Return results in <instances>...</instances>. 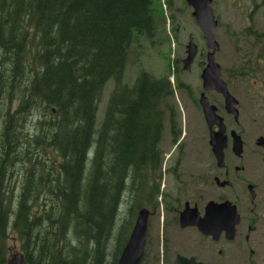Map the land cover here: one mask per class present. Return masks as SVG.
<instances>
[{"label": "trees", "instance_id": "obj_1", "mask_svg": "<svg viewBox=\"0 0 264 264\" xmlns=\"http://www.w3.org/2000/svg\"><path fill=\"white\" fill-rule=\"evenodd\" d=\"M152 7L0 0V264L12 246L26 264H116L132 222L118 220L123 193L155 167L175 98L167 74L123 83L130 54L154 40Z\"/></svg>", "mask_w": 264, "mask_h": 264}, {"label": "rangeland", "instance_id": "obj_2", "mask_svg": "<svg viewBox=\"0 0 264 264\" xmlns=\"http://www.w3.org/2000/svg\"><path fill=\"white\" fill-rule=\"evenodd\" d=\"M152 6L154 20L157 22L154 40L143 39L140 42L141 47L130 54L124 70L123 83L133 82L141 70L155 77L167 74L176 102L178 101L181 106L182 122L185 121L186 124L187 134L182 141L184 158L199 161L202 165L208 164L213 157L210 152L207 125L204 123L199 105L196 104V107L191 105L194 100H199V93L204 90L202 78L199 76L201 68L199 62L202 59L197 54L188 69L183 68L182 59L186 57L183 55L190 38L198 46V51L204 49L208 54L212 49L204 43V34L195 22L192 16L193 9L188 6L186 0H152ZM210 6L217 20V25L212 28V34L218 43L215 60L220 65L223 77L221 79L228 82L229 91L239 101V106L245 113L237 123H234L231 116L224 112L223 100L218 93L204 90L206 94L202 95L217 106L220 117L223 116L225 121L230 122V129L235 132L244 129L241 132L244 141L242 153L240 156L232 153L230 158L247 166L248 170L240 172L239 175H252L255 173L253 171L255 166H258L262 176L260 188L264 192V165L257 161L261 154L252 150L256 136H264V0H212ZM239 47L240 58L236 52ZM114 85L113 79L109 78L103 86L96 108L94 131H97L103 120ZM170 148L171 145L166 150L164 159ZM202 165L194 167L196 173H203L200 170L206 171V167ZM151 174L153 171L148 170L137 180L128 181V189L124 191L119 206L118 220L121 222L124 218L132 220L136 213V205H145L144 197L151 190L149 189ZM132 224L133 220L131 226ZM14 252H20L16 246H12L9 257ZM141 264L160 262L149 263L144 260Z\"/></svg>", "mask_w": 264, "mask_h": 264}, {"label": "flooded vegetation", "instance_id": "obj_3", "mask_svg": "<svg viewBox=\"0 0 264 264\" xmlns=\"http://www.w3.org/2000/svg\"><path fill=\"white\" fill-rule=\"evenodd\" d=\"M200 52L201 50H197L195 57L197 54L200 56ZM236 52L240 58V47ZM206 54L205 51L203 57L200 56V77ZM185 55L184 52L183 56ZM182 62L184 68V58ZM225 83L229 90L228 82ZM207 91L218 93L224 103V98L219 92ZM202 94H206V91H200L199 100ZM234 98L236 99L235 96ZM199 100H194L191 105H199L207 125ZM177 102L174 98L171 105L172 116L165 119L161 138L157 142L158 159L149 180L151 190L144 197L145 205H136V213L132 219L130 230L138 211L142 208L148 211L147 237L141 262L146 260L149 263L158 261L160 264H264V192L260 188L262 176L259 167L255 166V173L252 175H239L248 168L230 158V133L233 129L229 128L230 122L225 121L223 116L221 117L227 134L223 165L217 164L211 150L213 158L208 164L202 165L199 161L185 159L182 141L187 131L185 121L183 123L181 118V106ZM208 104L214 105L209 99ZM239 105L238 101V116L235 119L232 113L225 110L223 104L224 112L231 116L234 123L245 113ZM214 106L217 112L218 108ZM216 128L213 126L212 129ZM243 130L236 133L241 136ZM207 131L209 132V129ZM256 140V147L253 146L252 150L261 154L257 161L264 165V147L258 145ZM170 145V152L164 159ZM201 165L206 167V171L200 170L203 173H196L194 167ZM227 202L235 205L239 215L233 237L230 222L227 223L224 215Z\"/></svg>", "mask_w": 264, "mask_h": 264}, {"label": "water", "instance_id": "obj_4", "mask_svg": "<svg viewBox=\"0 0 264 264\" xmlns=\"http://www.w3.org/2000/svg\"><path fill=\"white\" fill-rule=\"evenodd\" d=\"M212 0H186L188 6L192 7V16L195 22L198 24L199 28L204 34V39L206 46L211 48L212 51L206 54V62L201 72V78L203 82L204 90L214 89L219 92L224 98V107L228 113H232L234 118L237 119L238 109L236 107L238 101L227 89L226 83L221 79L220 65L216 62L215 50L218 48V43L212 34V28L217 25V20L213 16V11L210 6ZM192 38L188 40L185 46L186 57L184 58V68H187L195 58L198 50V46L193 43ZM204 49H201L200 56L203 57ZM200 104L203 108V113L205 120L207 122L209 129V144L211 146V151L217 164L220 166L224 163V149L227 145V135L225 134V126L223 120L216 113V107L214 105H209L208 100L204 95H202ZM213 126H217L216 129H212ZM218 129V130H217ZM231 137V152L240 156L243 150V141L241 136L234 130L230 133ZM256 143L264 147V137H256ZM210 204V203H209ZM226 221L230 222V232L231 237L234 235L235 225L239 221V215L235 205L226 203ZM228 206H230V211H228ZM209 207V205H208ZM147 219L148 211L144 208L138 211L135 223L132 230L128 235V238L121 249L118 256L116 264H141L144 247L147 237ZM6 264H26L24 255L21 252H14L11 257L6 260Z\"/></svg>", "mask_w": 264, "mask_h": 264}]
</instances>
